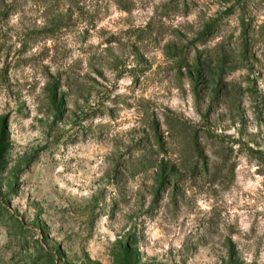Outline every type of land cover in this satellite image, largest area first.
Segmentation results:
<instances>
[{
	"label": "rangeland",
	"instance_id": "obj_1",
	"mask_svg": "<svg viewBox=\"0 0 264 264\" xmlns=\"http://www.w3.org/2000/svg\"><path fill=\"white\" fill-rule=\"evenodd\" d=\"M0 264H264V0H0Z\"/></svg>",
	"mask_w": 264,
	"mask_h": 264
}]
</instances>
